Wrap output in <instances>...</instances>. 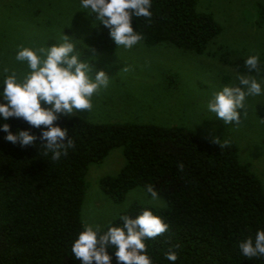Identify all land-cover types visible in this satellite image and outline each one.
<instances>
[{
  "label": "trees",
  "instance_id": "trees-1",
  "mask_svg": "<svg viewBox=\"0 0 264 264\" xmlns=\"http://www.w3.org/2000/svg\"><path fill=\"white\" fill-rule=\"evenodd\" d=\"M197 2L152 0L150 20L134 17L132 27L147 47L164 44L202 55L220 27L196 11ZM84 45L78 51L90 64L96 53L116 49L106 33L85 37ZM244 61L228 64L239 74L264 75L263 66L249 72ZM3 122L13 133L29 130L37 140L21 147L0 132V264H80L70 246L83 227L84 177L90 164L101 163L114 148L122 149L125 163L116 175L99 180L101 191L119 204L131 189L145 191L151 184L166 207L134 202L101 232L120 225L121 215L134 217L150 209L169 225L165 233L144 241L152 264H173L164 255L170 247L177 252L175 264H264V256L248 259L237 247L264 229V187L250 165L241 162L234 142L204 139L183 126L59 116L54 123L68 129L75 147L54 161L45 155L39 128L22 118Z\"/></svg>",
  "mask_w": 264,
  "mask_h": 264
},
{
  "label": "rangeland",
  "instance_id": "rangeland-1",
  "mask_svg": "<svg viewBox=\"0 0 264 264\" xmlns=\"http://www.w3.org/2000/svg\"><path fill=\"white\" fill-rule=\"evenodd\" d=\"M196 11L210 15L220 27L204 54L164 44L147 47L142 41L130 49L117 46L111 54L96 53L90 64L93 75L103 69L110 77L109 87L93 95L90 111L61 116L93 123L183 126L204 139L232 141L241 162L250 165L264 187V95L246 98L238 124H223L207 110L208 99L223 86L243 87L237 76L248 74L237 73L229 62L258 55L264 67V0H198ZM94 20L95 14L87 15L78 0H0V79L11 72L22 78L28 70L15 60L19 47L55 44L64 34L80 50L85 37L108 34ZM250 76L264 86V75ZM124 163L122 149L114 148L101 163L88 166L80 212L83 225L101 230L134 202L166 207L163 198L153 200L140 187L131 189L119 204L101 191L99 180L116 175Z\"/></svg>",
  "mask_w": 264,
  "mask_h": 264
},
{
  "label": "clouds",
  "instance_id": "clouds-1",
  "mask_svg": "<svg viewBox=\"0 0 264 264\" xmlns=\"http://www.w3.org/2000/svg\"><path fill=\"white\" fill-rule=\"evenodd\" d=\"M79 5L87 15L95 14L94 21L108 29L116 47L126 49L143 40V35L132 27L133 18L152 17V0H79ZM74 40L82 45V41ZM15 60L28 70L22 78L11 72L0 79V132L12 144L33 145L37 140L35 134L27 129L13 133L3 122L10 117L22 118L40 129L45 155L50 153L51 159L58 161L75 145L67 135L68 129L54 122L61 115H75L77 110L90 111L93 95L109 87L110 77L103 69L93 75L89 61L81 58L74 42L64 34L55 44L19 47ZM244 64L249 72L260 71L258 55L248 56ZM237 79L243 87L225 85L207 101V110L223 124H238L246 98L264 95L262 82L254 76L238 75ZM145 191L153 200L158 197L151 184L145 186ZM119 219L120 225H109L103 232L98 227L83 225L70 246L75 260L80 264H112L114 255L116 264H152L144 241L165 233L169 225L150 209L134 217L121 215ZM237 247L248 259L264 256V229H257L254 237L239 241ZM164 255L173 264L178 258L171 247Z\"/></svg>",
  "mask_w": 264,
  "mask_h": 264
}]
</instances>
